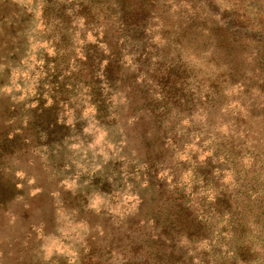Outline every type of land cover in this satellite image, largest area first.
<instances>
[{
  "label": "rangeland",
  "instance_id": "1",
  "mask_svg": "<svg viewBox=\"0 0 264 264\" xmlns=\"http://www.w3.org/2000/svg\"><path fill=\"white\" fill-rule=\"evenodd\" d=\"M0 264H264V0H0Z\"/></svg>",
  "mask_w": 264,
  "mask_h": 264
}]
</instances>
